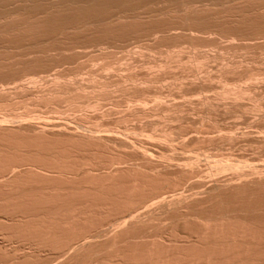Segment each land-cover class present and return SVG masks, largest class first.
Listing matches in <instances>:
<instances>
[{"label": "bare ground", "instance_id": "1", "mask_svg": "<svg viewBox=\"0 0 264 264\" xmlns=\"http://www.w3.org/2000/svg\"><path fill=\"white\" fill-rule=\"evenodd\" d=\"M19 1L34 7L21 10L23 19ZM14 4L0 14V32L24 33L43 19L48 31L32 30L46 29L36 33L44 49L28 41L42 58L69 55L81 65L82 55V65L96 58L99 67L66 70L57 56L66 71L41 77L28 69L39 77L26 78L20 69L19 78L13 73L20 81L0 80V261L264 264V27L256 28L264 0ZM224 12L228 24L261 20L228 32ZM138 24L154 27L144 36ZM137 28L140 40L148 37L143 51L136 36L135 48L122 42L137 47L134 57L149 58L128 63L120 51L118 59L111 44ZM7 45L0 52L17 50Z\"/></svg>", "mask_w": 264, "mask_h": 264}, {"label": "rangeland", "instance_id": "2", "mask_svg": "<svg viewBox=\"0 0 264 264\" xmlns=\"http://www.w3.org/2000/svg\"><path fill=\"white\" fill-rule=\"evenodd\" d=\"M4 1H5V2H4ZM9 1H10V0H9ZM1 2H2V3H1ZM12 2L15 3V0H14V1L11 0L10 3H9V5H8L7 0H0V3H1V4H0V14H4V12L8 9L7 6H9V8H15V7L17 6V9H19V11L21 12V15H22V16H21V19H23V17L25 18V14H27V13H23V11L25 12V10L23 9L24 7H25L26 10L29 9V10H27L26 12H28V11H29V13L31 12V8H32V6H31V4L29 5V2H28V1H27V2H23V3L19 1V2L16 4V6H15V4L12 3ZM11 3L14 4L13 7L11 6V5H12ZM20 3H21L23 6H22ZM24 3H25V5H26V3H28V4H27V7L24 5ZM2 5H4V6H2ZM28 5H29V6H28ZM1 6H2V7H1ZM5 6H6V8H4ZM21 6H22V7H21ZM30 6H31V8H28V7H30ZM1 8H2V9H1ZM33 8H34V7H33ZM33 8H32V10H33ZM22 9H23V11H21ZM231 11H232V10H231ZM225 12H227V11H225ZM225 12H224V14L227 15L228 13H225ZM228 12H230V11H228ZM233 12H236V10H235V11H232V13H233ZM29 13H28V15H29ZM230 13H231V12H230ZM230 13H229V16H228V15H227V16L225 15V16H226L225 19H222V20H221V22L224 21V23L226 24V25L223 24V25H224L223 28H224V27H227L228 25H230V27L228 26L226 29L228 30V28H230L229 30L232 31L233 29H231V25L235 24V25H233L234 27L232 26V28L237 27L238 29L235 28V30L241 31V28H240V27L243 28L244 26H247V25L242 24V23H243V22H244V23L246 22V24H247V20H249V19L246 20V18H249V17H251V16H248V14L244 13V14H246L248 17H245L246 15H243V17H245V19H241V18H240V19H237L236 22H235V18L233 17L234 21L232 22V19L230 20L233 24H228V23H226V21L229 20V18L232 17V16H230ZM236 13H237V12H236ZM249 15H251V14H249ZM26 16H27V15H26ZM252 16H253V15H252ZM26 18H27V17H26ZM253 18H257V19H258V18H260V17H259V16H257V17H254V16H253ZM253 18H250V20L252 21ZM21 19H20V20H21ZM261 19H264V18L261 17ZM261 19H258V20H254V19H253L252 22L255 23V24H253L252 22H249V21H250V20H249V21H248V22H249L248 25L251 24V25H253V26L255 27L256 22L258 23L259 20H261ZM225 20H226V21H225ZM240 20H241V21H240ZM244 20H246V21H244ZM21 21H22V20H21ZM41 21L43 22V21H45V20L42 19ZM48 21H49V20H48ZM239 21H240V22H239ZM254 21H256V22H254ZM263 21H264V20H263ZM42 22H41V23L39 22L38 25H39V26H40V24L42 25V24L44 23V22H43V23H42ZM45 22H46V21H45ZM49 22H51V21H49ZM204 22H206V21H204ZM234 22H235V23H234ZM237 22L240 23V24H238ZM32 23H33V22H32ZM46 23H47V22H46ZM207 23H208V22H207ZM211 23H212V22H211ZM211 23L209 22V24H211ZM260 23H261V21H260ZM29 24H30V23H29ZM44 24H45V23H44ZM44 24H43V25H44ZM47 24H48V23H47ZM47 24H46V27H47ZM216 24H217V23H216ZM218 24H220V22H219ZM236 24H237V26H236ZM262 24L264 25V23H262ZM262 24H261V25L258 24V25L256 26V28L261 30V28H260L259 26H261V27L263 28L264 26H263ZM0 25H1V24H0ZM32 25L35 26L36 24L33 23ZM43 25H42V27H39V26L36 25L35 28H34V26H32L33 28L30 27V30H32V29H35V30H36L37 27H39L40 29H42V28H46V27H43ZM48 25H49V24H48ZM143 25H144V24H143ZM145 25H146V24H145ZM147 25H148V24H147ZM147 25H146L145 27H147ZM238 25H239V26H238ZM243 25H244V26H243ZM138 26H139V27H138ZM140 26H141V25L138 24L137 26H135V28H136V27L140 28ZM149 26H151V27H149ZM149 26L147 27V30H148V28H153V27H154V26H152V25H150V24H149ZM155 26H156V25H155ZM216 26L219 28V25H216ZM253 26H251V27H253ZM125 27H128V29H129V26H121V29H122V28H123V29H126ZM132 27H133V26H132ZM141 27H142V26H141ZM221 27H222V25L220 24V28H219V29H221ZM248 27H250V26H248ZM248 27L244 28V29H245V32L251 28V27H250V28L248 29ZM258 27H259V28H258ZM0 28H2V26H0ZM130 28H131V26H130ZM135 28L133 27V29H135ZM138 28L136 29V32H135V30L133 31V30L131 29V30L133 31V33L131 32L132 34L129 32V30H125V32H124L123 35L121 34V33L123 32V29H122L121 33H120V31L118 32L119 37H120V34H121V36H122L121 39H122V40L118 41L120 38H119V39H116L117 42H116V41H113V42H116L117 44H116V43H114V44L112 43V44H111V45H113L112 48L116 51L115 56L119 55L120 53H117V52H120V51H121V54L119 55L120 57L124 55V58L127 59L126 54L129 55V56H128L129 58L127 59V60H129V61H127L126 59H123V58H122V60H121V61H118V63H120V62L123 63V61H124L123 64L121 63L122 65H124V64L127 63V62H128V63H129V62L131 63V61H132L134 58H135V59L138 58V56H137V58L134 57L133 54H134V52L138 51V50H136L137 47H138V49L140 50L141 47H139V46H140L141 44H143L144 42L147 41L145 38H148V37H142V39L144 38V40H143V41L140 40V38H139L138 36H139V35L141 36L143 33H142V32H138V34H137V31L139 30ZM223 28H222V29H223ZM24 29H25V30H28L29 27H28V29H26V28H24ZM40 29H38V32L41 31ZM46 29H47V28H46ZM46 29H45V30H46ZM107 29H108V28H107ZM119 29H120V27H119ZM119 29H118V30H119ZM145 29H146V28H145ZM224 29H225V28H224ZM226 29H225V30H226ZM244 29H242V30H244ZM253 29H254V28H253ZM253 29H250V31H247V32H250V33H251V31H252ZM257 29H256V30H253V32H254V31H258ZM2 30H3V29H2ZM2 30H1V31H2ZM17 30H18V32H19L18 34H17ZM21 30H23V29H14V28H13V29L11 30V32H10V31H6V32H8L7 35H6V33H5L4 31L0 32V42H1L0 45H7V44L9 45V44H10V46H11V44H12V45L15 44L14 49H15L16 46L18 45L17 48H16L17 50L15 49L16 51H12V48H8V49H6L7 47H10V46H8V45H7V47L4 46V48H5L8 52H9V50H10V52L8 53V52L5 50L6 53H7L8 55L5 53V54H4V57H1V56H0L1 59L3 58V59H2V60H3V63H4V62L6 63V64L4 63V64H5V65H4V64L2 63V60H0V65H2V66L4 67V68H3L2 66H0V71H1L0 73L3 74V75H5L4 77H2L3 75L0 74V76H1L0 80L5 79V78L8 79V77H13V78H14V81L19 80V79H16V77L19 78L18 73H19V70H20V69H21V70H22V69H26V70H28V69H33V73H34V70L36 69V70H37V71H36L37 73L35 72L36 75H40L41 77H42V76H44V77H45V76H48L47 74H53V73H55V72H60V68H61V70H63V71H66V70L74 71V69L76 70L79 66H83V67H82L83 69H86V70L88 69L87 67L85 68V66H86V64L88 63V61H84L85 63H86V62H87V63H86L85 65H82V64H84V63L82 62V60H83V59H82V55H81V56L79 55V56H80L79 58L81 59V61H80V64H81V65H79V62H77L76 59H75V61H76L77 63H76V62H73L74 60H73V61L71 60V59L73 58V57H71V56H73V55H70L71 59L69 58V55H64V56H63V55H61V56H58V55H57L58 58H59V57L62 58V59L60 58L61 60H63L62 62H65V64L63 63V66H64V67L61 65V63H60V66H61V67H59L57 61L60 62L61 60L58 59V58L56 59L57 56H56V57L53 56V57H54V58H53V57H51V55L48 54L47 57H45V58H52L51 60H50V59H49V60H48V59H45L44 57L42 58V56H44L45 53H43V52L39 51L38 49H36V48L44 49V47H45V46H43L44 44L41 45V47H39V46H40L39 44L41 43V40H43V39L41 38L40 41H38V39H39L38 34H39V33H38L37 31L34 32V30H32V31H33L32 33H34V34H32L30 30H28V31H25V30H24L25 32L23 31L24 33H22ZM39 30H40V31H39ZM45 30H43V31H41V32L45 33L46 31H48V29H47L46 31H45ZM96 30H98V29H96ZM113 30H114V29H113ZM113 30H112V31L110 30L111 33L114 32ZM115 30H116V29H115ZM118 30H117V31H118ZM131 30H130V31H131ZM140 30L143 31L144 28H142V29L140 28ZM140 30H139V31H140ZM147 30H144V34H145V33L147 34V32L149 31V30H148V31H147ZM229 30H228V32H229ZM29 31H30V32H29ZM44 31H45V32H44ZM117 31H116V36H117ZM145 31H147V32H145ZM222 31L225 32L224 30H222ZM26 32H28L30 35H29V34H26ZM41 32H40V34H41ZM90 32H92V30H91V31H88V34H83V35H87V37H88L89 34L92 35V33H93V32H92V33H90ZM94 32H95L94 35H96V31H94ZM126 32H127V34H129V35H127ZM241 32H244V31H241ZM9 33H10V34H9ZM36 33H38V34H36ZM43 33H42V34H43ZM84 33H85V32H84ZM108 33H109V32H108ZM111 33H110V35H112ZM134 33H135V34H134ZM140 33H142V34H140ZM1 34H2V35H1ZM4 34H5V35H4ZM11 34H12V35H11ZM20 34H21V35H20ZM23 34H24L25 36H24ZM40 34H39V35H40ZM46 34H47V33H46ZM113 34H114V33H113ZM133 34H134V35H133ZM144 34H143V35H144ZM146 34H145L144 36H146ZM28 35H29V36H28ZM36 35H37V36H36ZM75 35H76V36L83 37V35L80 34V33L75 34ZM91 35H89V36L91 37ZM124 35H125L126 37H124ZM132 35H133V36H132ZM137 35H138V36H137ZM143 35H142V36H143ZM23 36H24L25 39L23 38ZM27 36H28V38H27ZM33 36H34V37H33ZM40 36H41V35H40ZM45 36H47V35H45ZM107 36H108V35H107ZM130 36H131L133 39H132ZM134 36H136L137 38H139V40H137L136 37H134ZM31 37H32V38H31ZM110 37H111V36H109V38H110ZM112 37H115V36L113 35ZM127 37H129V38H131V39H129V38L127 39ZM211 37H212V36H211ZM5 38H6L8 41H7V40L2 41V40L5 39ZM21 38H22V39H21ZM35 38H37V40H33V39H35ZM117 38H118V37H117ZM123 38H125L126 41L128 40V42H129L128 44H129V45H133V44H135V43H133V41H136V40H137V41H141V42H140V43L138 42V43H137L138 45L135 44V45L137 46L136 49H135L136 51H135V50H132V52H133V53H132V52H131V49L135 48L134 45H133V48H131L132 46H129V48H127V47H128V44L125 45V44L122 42V41H123ZM212 38H217V36H215V37L213 36ZM29 39H30L31 41L33 40V41H38V42H35V43L32 45V42H31ZM135 39H136V40H135ZM179 39H180V38H179ZM179 39H177V41H179ZM21 40H22V41H21ZM131 40H132V43H133V44H130V43H131ZM168 40H169V39H168ZM175 40H176V39H175ZM9 41H11V42H9ZM28 41L31 42L30 44H31L32 46H35V44H37V43H38L37 45H39V46L36 47V46H37V45H36V46H35L36 48H31L32 46L29 45ZM126 41H124V42H126ZM166 41H167V40H166ZM169 41L171 42V39H170ZM172 41H173V40H172ZM181 41H184V40H181ZM2 42H3V43H2ZM12 42H13V43H12ZM14 42H15V43H14ZM24 42H25V44H24ZM39 42H40V43H39ZM22 43H23V44H22ZM122 43H123V44H122ZM126 43H127V42H126ZM115 44H116L117 46H116ZM121 44H122V45H121ZM23 46H24V47H23ZM30 46H31V47H30ZM126 46H127V47H126ZM220 46H221V45H220ZM0 47H1V46H0ZM11 47H12V46H11ZM19 47H20V48H19ZM21 47H23V48L21 49ZM42 47H43V48H42ZM123 47H125V48H123ZM4 48H3V46H2L3 51H4ZM18 48H19V50H18ZM117 48H118V51H117ZM122 48H123V49H126V51L129 49L128 51H130V52L132 53L131 57H130V54H131V53L128 52V53H129V54H128V53L125 52V50H123ZM130 48H131V49H130ZM14 49H13V50H14ZM33 49H36L37 51H36V50H34V51H36V52H38V53H39V52L42 53V55L39 56V57H41V58H39L38 60H37V58H38L37 56H38L39 54H41V53H39V54H38V53H34V52H33ZM119 49H121V50H119ZM211 49H213V48H211ZM216 49L218 50L219 48H214L213 51L215 50V52H216ZM31 50H32V52H31ZM111 50H112V49H111ZM114 50H113V51H114ZM122 50H123L124 52H123ZM141 50L143 51V49H141ZM141 50H140V51H141ZM252 50H253V51H252ZM252 50H251V52L255 53L254 51H255L256 49H252ZM5 51H4V52H5ZM11 51H12V52H11ZM22 51H23V52H22ZM115 51H114V52H115ZM211 51H212V50H211ZM4 52L1 51V52H0V55L3 56L2 53H4ZM16 52H17V53H16ZM18 52L21 53L22 56H20L21 54L19 55ZM28 52H30V54L25 55V58H24L23 53L25 54V53H28ZM215 52H214V53H215ZM217 52H219V50H218ZM256 52H257V51H256ZM12 53H16V55L18 54V55L20 56V58H18V59H19V60H18V63H17V61L15 62V60H14V62L16 63V66H15V63H14V64H11V63L13 62V57H10V56H12ZM122 53H125V54L122 55ZM145 53H146V52H145ZM145 53H144V56H142V57L140 56V58H138V59L140 60V59L142 58L141 60L143 61V59H145V58H143V57L147 56V55H145ZM211 53H213V52H211ZM35 54H36V55L38 54V55L36 56V57H37L36 59H35ZM94 54H95V53H94ZM236 54H237V56L239 55L238 51H237ZM236 54H234V55H236ZM250 54H251V53H250ZM33 55H34V57H33ZM134 55H135V54H134ZM154 55H155V54H153V56H150V60H151V57H152V58H153V57H154V58L156 57V59L158 58V56H154ZM13 56H15V55H13ZM26 56H27V57H26ZM48 56H49V57H48ZM75 56H76V55H75ZM75 56H74V58H75ZM77 56H78V55H77ZM77 56H76V58L78 59ZM135 56H136V55H135ZM250 56L253 57V55H250ZM9 57L12 58L11 62H10V61L8 62V58H9ZM21 57H22L23 59H22ZM63 57H64V59H63ZM65 57H66V59H65ZM87 57H89V56H86L84 59H87ZM120 57L117 56L118 59H119ZM133 57H134V58H133ZM147 57L149 58V56H147ZM248 57H249V56H248ZM252 57H250V58H252ZM262 57H263V58H261V59H263V62H264V56H262ZM15 58H16V57H14V59H15ZM154 58H153V59H154ZM21 59H22V60H21ZM95 59H96V58H93V61H94ZM131 59H132V60H131ZM135 59H134L132 62H134V61L137 62V61H138V62L140 63L141 60L139 61V60H135ZM259 59H260V58H259ZM6 60H7V61H6ZM25 60H26V61H25ZM52 60H53V62H54L55 60H57V61H55V62H56V65H57V66H55V67H57L58 70H57L56 68H53V67L51 66V65L54 66V63H55V62L53 63ZM145 60H146V59H145ZM147 60H148V59H147ZM21 61H22L23 63H22ZM47 61H48V62H47ZM49 61H50V62H49ZM71 61H72V62H71ZM78 61H79V59H78ZM89 61H91V60H90V57H89ZM93 61H92L91 64H94V65L97 64V65H98L97 67H99V64H98L97 60H96L97 63H94ZM98 61L100 62L101 60L99 59ZM125 61H127V62H125ZM261 61H262V60H261ZM7 62L10 63V65H9ZM29 62H30L31 64H29ZM68 62H69V64H68ZM138 62H137V63H138ZM26 63H27V64H26ZM128 63H127V64H128ZM216 63H217V62H216ZM216 63H213V62H212V64H215V66H216ZM17 64H18V66H17ZM77 64L79 65L78 67L75 66V65H77ZM88 64H90V63H88ZM91 64H90L91 67H89L90 69H88L87 71L91 70V68H92V66H93V65H91ZM210 64H211V63H210ZM263 64H264V63H263ZM47 65H49V66H47ZM65 65H66V66H65ZM125 65H126V64H125ZM19 66H20V67H19ZM68 66H69V67H68ZM72 66H73V67L75 66L76 68L73 69ZM88 66H89V65H88ZM213 66H214V65H212V67H213ZM215 66H214V67H215ZM6 67L8 68V71H6V70H7ZM62 67L65 68L66 70H64ZM71 67H72V68H71ZM95 67H96V65H95ZM95 67H93V68H94V69H97V68H95ZM117 67H119V66H117ZM263 67H264V66H263ZM93 68H92V69H93ZM261 68H262V67H261ZM2 69L4 70V73H2ZM16 69H17V70H16ZM39 69H40L41 71H40ZM47 69H48V70H47ZM55 69H56V70H55ZM121 69H122V70L125 69V71H127V69H126L125 67H124V68H121ZM121 69L119 68L120 71H118V69H117V71L120 73V72L122 71ZM26 70H25V71L22 70V72L20 71L19 75L22 76L23 73L26 74ZM51 70L53 71V73H52ZM135 70H136V69H135ZM138 70L140 71V69H138ZM143 70H144V69H143ZM213 70H216V69H213ZM260 70H261V69H260ZM262 70H263L262 72L264 73V69H262ZM29 71H31V70H28V72H27L28 75H27V74L25 75L26 78H27L30 74H31V75L33 74L32 72L29 73ZM38 71H40V72H38ZM125 71H124V72H125ZM141 71H142V70H141ZM6 72H7V74H6ZM17 72H18V73H17ZM124 72H123V73H124ZM13 73H15V74L17 73V74H16V77H14V74H13ZM35 73H34V74H35ZM39 73H40V74H39ZM42 73H43V74H42ZM45 73H47V74H45ZM114 73H115V72H113V74H114ZM119 73H116V74H119ZM123 73L121 72L120 74H123ZM126 74H127V73H126ZM12 75H13V76H12ZM31 75H30V76H31ZM36 75H32L31 77H32V78H33V77L38 78L39 76L36 77ZM109 75H112V74H109ZM30 76H29V77H30ZM84 76H87V75L84 74ZM262 77L264 78V74H263ZM20 78H22V77H20ZM24 78H25V77L23 76L22 79H24ZM83 78H84V77H83ZM85 78H86V77H85ZM6 79H5V80H6ZM10 79H11V78H10ZM15 79H16V80H15ZM28 79H29V78H28ZM28 79H27V80H28ZM12 81H13V79H12ZM19 81H20V80H19ZM19 81H18V82H19ZM23 81H25V80H23ZM0 82H2V81H0ZM6 82H7V80H6ZM6 82H5V83H6ZM10 82H11V80H10ZM2 83H3V82H2ZM3 84H4V83H3ZM0 85H1V84H0ZM165 88L168 89V90L171 89L170 87L167 88V86H165ZM166 89H164V90L167 91ZM173 90L175 91V89H173ZM171 93L174 94V95H176V94H175L176 91H175V93H174L173 91H172ZM216 203H217V202H216ZM226 204L228 205L227 202H226ZM226 204H225V205H226ZM220 205H221V203H220ZM223 205H224V203H223ZM223 205H222V206H223ZM229 206H230V205H229ZM178 224H179V223H178ZM178 227L181 228L180 226H178ZM178 227H177V228H178ZM0 234H1V233H0ZM0 254H1V252H0ZM1 257H3V256L1 255ZM3 258L5 259V257H3ZM3 258H0V259H3ZM5 260H6V259H5ZM5 260H4V261H5ZM4 261L2 262V260H1L0 262H2L3 264H5ZM0 264H1V263H0Z\"/></svg>", "mask_w": 264, "mask_h": 264}]
</instances>
